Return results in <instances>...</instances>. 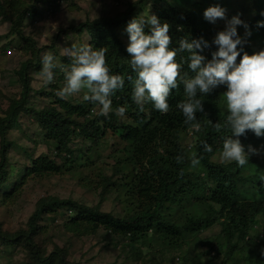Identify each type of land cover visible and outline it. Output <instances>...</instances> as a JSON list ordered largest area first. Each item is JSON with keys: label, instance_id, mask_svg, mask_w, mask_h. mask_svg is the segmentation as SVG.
Listing matches in <instances>:
<instances>
[{"label": "trees", "instance_id": "obj_1", "mask_svg": "<svg viewBox=\"0 0 264 264\" xmlns=\"http://www.w3.org/2000/svg\"><path fill=\"white\" fill-rule=\"evenodd\" d=\"M52 1V8L61 5L58 0ZM146 1L149 0H136L129 5L128 10L116 17L83 22L76 28L78 32L89 30L92 33L94 49L107 47L105 59L111 73L125 76V87L115 93L112 103L115 109L127 105L128 111L125 115L132 120V123L128 119L119 120L115 112H111L108 117L85 118L84 122H78L74 115L90 113V110L86 109L85 100L73 103L58 95L54 97L62 107L61 110L50 105L43 108L27 106L25 103L32 88L28 63L18 71L23 82V96L12 101V109L0 120L2 135L0 187L11 180L10 173L6 169L9 161L6 126L13 123L25 110L37 118L40 126L54 141L57 150L73 152L68 148V144L76 129L81 136L90 140L95 137L98 139L105 130L119 136L126 143V147L123 149L125 156L119 157L115 163L117 170L127 169L130 164H138L139 169L134 175H131L133 171L126 172L123 179L119 182H117L119 179H116L113 185L120 189V192L126 189L123 197L125 200L130 199L132 207H126V213L117 216L99 207L80 204L73 199L52 197L50 200H41L42 204L31 217L30 232L9 236L0 226V236L3 234V239L10 246L15 244L23 246L31 259L29 264L56 262L74 264L67 262L64 252L59 249L51 255H46L34 239L38 230L35 219L41 210L49 206L54 208L68 206L77 213L71 223H85L90 224L94 229H107L113 235L127 239L126 245L132 249L136 248L135 250L140 254L136 244L149 248L153 240H162L161 244L178 248L193 236L198 244L208 247L205 255L211 258V254L215 251V256H221V264H264V235L258 243L253 238L255 228L264 225L262 219L264 217V157L250 156L249 162L243 167L235 162L217 163L212 160V157L222 150L224 138L231 135L230 129L226 126L227 109L223 98L226 87L221 86L208 96L200 97L203 100L204 111L196 114L200 123L199 131L184 124V117L176 107L180 101L186 99L182 84L177 89L171 90L170 109L166 114L155 110L151 103L146 104L144 110L140 111L131 101V79L135 78V73L130 67L126 46L117 32L120 27L136 17V10ZM154 1L156 4L154 14L161 23L167 22L170 25V48H177L183 38L203 37L211 44L212 35L224 30L223 27L217 26V23L211 24L206 21L201 8L186 7L184 0ZM243 1H247L245 4L248 6H244L243 14L240 16L243 15L242 21L251 30V35L248 37L258 40L264 47V27L257 26L258 21H264V0H253L252 5H250L251 0ZM162 3L167 6H158ZM238 27H241L245 33L244 27ZM145 31H149L148 27H145ZM243 47L245 51L250 46ZM216 50L217 46L212 44L202 54H207L206 58L211 59V53ZM183 55L187 57V53ZM179 59L178 56L177 60ZM239 60L240 57H237V62ZM184 70H188L187 64L184 65ZM49 93L54 95L52 91ZM99 118H104L105 123L101 124ZM191 128L196 133L193 157L200 160L196 167L191 166L193 157L187 156L181 143L182 134ZM240 139L242 143L256 146L264 143V137L258 138L251 131ZM204 142L211 145L212 152L204 151ZM178 157L180 159H177ZM42 160V156L35 159L33 166L26 169L25 176L34 172L61 170L52 161L45 163ZM189 167L192 169L189 170ZM164 209H168V213ZM179 210L181 214L176 217L175 214ZM215 224L221 227L219 237H215L214 241L198 238L199 233ZM252 245L262 249L255 258L250 256V253L254 255L252 251L246 254ZM132 254L136 256V252L133 251ZM147 264L159 263L149 259Z\"/></svg>", "mask_w": 264, "mask_h": 264}, {"label": "rangeland", "instance_id": "obj_2", "mask_svg": "<svg viewBox=\"0 0 264 264\" xmlns=\"http://www.w3.org/2000/svg\"><path fill=\"white\" fill-rule=\"evenodd\" d=\"M51 1L0 0V120L12 109V101L23 96V82L18 71L25 63L29 66L32 86L25 104L32 108L50 105L61 110L62 107L54 96L65 83L64 74L59 67L54 69L53 82L44 85L39 76L42 56L50 52L58 65L70 66L71 59L63 54L65 48L82 45L93 48L92 33L89 30L78 32L76 28L83 22L116 17L128 10L129 5L136 0H62L57 8H52ZM245 3L247 1L243 0H184L186 7L201 8L203 11L218 4L226 9L227 19L239 15L241 20L243 15L240 14H243L244 6H248ZM252 4L253 0L250 5ZM155 6L154 0L146 1L136 10L135 16L154 14ZM158 6L167 5L162 3ZM216 23L220 28L226 26L225 20L218 19ZM127 24L117 32L125 46L128 44ZM243 33L244 30L238 27V34L244 36ZM215 36L216 33L212 35V39ZM245 39L244 45L250 46L245 50L249 55L264 50L258 40L249 37ZM50 91L54 95L50 94ZM83 95L82 90L81 93L65 99L76 103L84 100ZM85 104L90 113L74 115L78 122L100 116L99 106L88 101H85ZM112 106L115 109L113 103ZM118 119L126 121L128 117L125 115ZM99 121L101 124L105 123L104 118H99ZM128 121L132 123V120ZM6 127V141L9 142V161L6 169L11 180L0 187V226L9 236L30 232L31 217L42 204L41 200H50L52 197L73 199L80 204L99 207L117 216L125 214L126 207H132L130 199L125 200L123 197L126 189L120 192V189L113 185V181H121L126 172L133 171L131 175H134L139 169L138 164H130L127 169L117 170L115 163L119 157L125 156L123 149L126 147V143L119 136L105 130L98 139L95 137L90 140L81 136L76 129L68 144V148L73 152L68 153L65 150H57L54 141L40 126L37 118L25 110ZM195 134L188 131L182 134L181 143L189 158L194 156ZM1 139L0 132V160ZM242 144L246 150L247 146L251 145ZM251 146L259 149L260 154L250 156L264 157V143ZM219 154L220 152H217L212 160L221 163ZM39 156H42L43 162L52 161L61 170L34 172L26 177V169L32 167ZM164 211L168 213L169 210ZM180 214L181 210L176 212L175 216ZM76 215V211L68 206H49L41 210L35 219L38 230L34 239L46 255H51L59 249L64 252L66 261L74 264H147L149 259L159 264H221L222 257L215 256V251L211 258L205 255L208 247L198 244L193 236L178 248L161 244L162 240H153L149 248L136 244L140 254L136 248L132 249L126 245L127 239L115 236L107 229H94L85 223H71ZM262 219L264 220V217ZM220 230V225L215 224L199 233L198 238L214 241L215 237H219ZM253 232V238L257 243L260 242L264 235V225L257 226ZM250 249L246 254L252 251L254 255L250 253L251 258H255L262 251L257 245L250 246ZM133 251L136 256L132 254ZM30 261L29 253L23 246H10L3 239V234L0 236V264H29Z\"/></svg>", "mask_w": 264, "mask_h": 264}, {"label": "clouds", "instance_id": "obj_3", "mask_svg": "<svg viewBox=\"0 0 264 264\" xmlns=\"http://www.w3.org/2000/svg\"><path fill=\"white\" fill-rule=\"evenodd\" d=\"M203 16L211 24H215L218 19L225 20L224 30L216 34L211 44L203 37L183 38L177 48L169 47L170 25L161 23L155 14H142L128 22L126 52L135 73V78L131 79V101L140 111L151 103L155 110L166 114L170 109L171 90L182 84L186 99L176 107L184 117V124L199 131L200 123L196 114L204 111L200 97L225 86L226 126L231 135L224 138L219 159L221 163L235 162L243 167L249 162L250 155L260 154V150L251 145L246 150L240 137L248 131L258 138L264 137V50L251 55L244 51L245 37L251 35V30L239 15L227 19L226 9L217 4L205 9ZM146 26L148 32L145 31ZM238 26L244 27V36L238 34ZM257 26L264 27V21H258ZM212 44L217 46V50L211 53V59H207L202 53ZM106 51V48L94 49L89 45L65 48L63 54L72 61L66 67L58 65L52 53H45L41 59L39 76L44 85L51 84L54 69L59 67L65 81L56 93L59 97H71L83 90V99L99 106L100 116L108 117L114 111L123 118L128 106L113 109L112 97L124 89L125 76L111 73L105 59ZM184 53H187L186 58ZM237 57H240L239 62ZM185 64L188 70H184ZM192 128L189 133L190 130L194 133ZM203 148L206 152L213 151L206 142ZM199 163L198 158L191 159L192 167Z\"/></svg>", "mask_w": 264, "mask_h": 264}, {"label": "built area", "instance_id": "obj_4", "mask_svg": "<svg viewBox=\"0 0 264 264\" xmlns=\"http://www.w3.org/2000/svg\"><path fill=\"white\" fill-rule=\"evenodd\" d=\"M58 3L61 4L62 2L58 0ZM192 133H193V131L190 130V134H192Z\"/></svg>", "mask_w": 264, "mask_h": 264}]
</instances>
